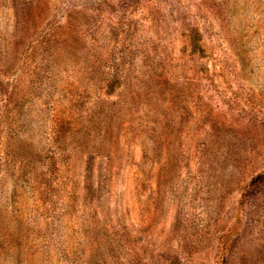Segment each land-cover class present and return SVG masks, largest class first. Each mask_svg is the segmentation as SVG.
<instances>
[{
	"label": "rangeland",
	"instance_id": "1",
	"mask_svg": "<svg viewBox=\"0 0 264 264\" xmlns=\"http://www.w3.org/2000/svg\"><path fill=\"white\" fill-rule=\"evenodd\" d=\"M0 264H264V0H0Z\"/></svg>",
	"mask_w": 264,
	"mask_h": 264
}]
</instances>
